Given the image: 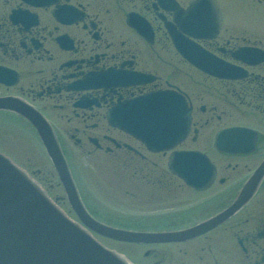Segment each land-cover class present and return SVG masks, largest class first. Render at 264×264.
Here are the masks:
<instances>
[{"label":"flooded vegetation","instance_id":"af4514ba","mask_svg":"<svg viewBox=\"0 0 264 264\" xmlns=\"http://www.w3.org/2000/svg\"><path fill=\"white\" fill-rule=\"evenodd\" d=\"M190 1L0 0V117L22 120L38 138L28 120L14 110L39 112L64 155L63 143L70 140L76 146L103 147L110 154L114 148L120 164L125 154L146 161L148 168L133 167L132 174L141 171L136 176L140 184L160 190L162 197L182 207L176 211L178 222L154 230L192 228L234 208L191 237L145 242L154 256L161 250L164 264H264V170L254 179L264 162V28L257 33L261 38L234 37L232 25L223 23L230 3L217 0L219 31L197 42L246 75L223 78L204 73L176 50L166 27L175 9H186ZM241 46L257 47L259 61L235 59L232 52ZM154 92H166L165 97L159 101ZM144 95L146 101L137 102ZM173 96L182 97L191 109L190 130L175 149L200 151L214 166L211 181L202 189L170 172V151H151L120 127H166L170 118H179V111L173 110V117L169 111L170 105L178 109ZM239 107H245L247 118L231 119ZM229 127L245 129L220 138L224 150H219L217 133ZM152 157L164 159V166L162 162L153 168L157 162ZM192 166L194 179L204 180L197 169L200 163Z\"/></svg>","mask_w":264,"mask_h":264},{"label":"water","instance_id":"95a60500","mask_svg":"<svg viewBox=\"0 0 264 264\" xmlns=\"http://www.w3.org/2000/svg\"><path fill=\"white\" fill-rule=\"evenodd\" d=\"M209 6L211 13L198 14L196 6ZM178 24L183 31L194 37H208L218 31L220 14L214 0H194L189 8L181 13ZM174 40H180L176 31H171ZM175 46L201 70L219 76H229L236 73V69L208 54L196 46V51H185L180 41H174ZM238 54V55H237ZM233 55L241 59H250L255 63V54L248 48H239ZM234 68V69H233ZM32 116V115H31ZM30 117V116H29ZM39 118V116H34ZM189 109H180V124L170 125L168 133L163 135L146 127H124L137 134L147 144L173 147L189 128ZM35 127L47 151L52 164L56 168L63 184L65 194L80 220L90 229L106 236L124 239L146 241H170L191 237L214 225L232 213L234 208H228L209 221L193 228L174 232L165 236L163 233L137 235L130 231H117L106 227L88 216L76 196V190L68 175L67 168L59 147L50 133L49 127L43 120L35 121ZM38 122V123H37ZM37 125V126H36ZM239 128L221 131L218 136L230 133ZM218 145V140L216 141ZM201 158L208 166L202 155L197 152H173L169 157L168 166L176 174L183 176L184 169L177 166L179 159ZM187 168V166H185ZM264 170V162L257 173ZM256 173V174H257ZM186 179V178H185ZM191 183L190 181H187ZM206 225L201 229L203 225ZM200 226V227H199ZM199 227V228H198ZM198 228V229H197ZM183 236V237H182ZM167 237V238H165ZM150 238L151 240H148ZM164 238V239H163ZM0 264H131L125 257L114 250L100 245L92 236L75 222L65 216L47 198L40 186L33 181L25 171L18 168L11 160L0 154Z\"/></svg>","mask_w":264,"mask_h":264},{"label":"rangeland","instance_id":"374dc122","mask_svg":"<svg viewBox=\"0 0 264 264\" xmlns=\"http://www.w3.org/2000/svg\"><path fill=\"white\" fill-rule=\"evenodd\" d=\"M227 1H229L230 7L224 12L223 23L224 26L232 25L231 32L234 37L245 35V37L253 39L248 36L252 34L255 38H261L257 33L261 35L263 30L261 28H264V11H262L264 4L258 3L256 0ZM250 6L251 8H249ZM223 29L222 32H224ZM244 108L239 107L236 109L237 111L234 110L231 119L239 121L246 119ZM207 129L208 127L204 128V131ZM107 144L102 143V145ZM63 148L66 151L74 181L83 203L102 222L139 227L137 225L138 220L146 218V229H154L164 223L178 222L177 214L179 213L176 211L182 210V207L175 206L171 200L162 197L160 190L156 191L150 188L147 183L140 184L136 176H139L141 171L135 175L132 174L133 167L148 168V163L144 165L146 161L125 154L126 158L120 164L115 155L112 154L117 151L114 148L110 154L103 147L95 149L89 143L76 146L70 140L63 143ZM0 151L10 156L30 176L32 174L34 176L32 177L38 184H41L51 198L58 197L61 199L57 200L58 204L68 212L70 217H74V213L65 200V191L56 176L52 163L29 126L14 116L8 114L1 116ZM152 161L157 162L153 168L155 166L159 168L164 159L152 157ZM123 166L125 167L123 168ZM142 172H147V170L143 169ZM125 189L127 190L125 191ZM186 215L190 214L186 213ZM96 237L107 247L126 254L136 264H164L161 250L154 251L157 253V256H154L152 251L148 250L150 245H135L102 236ZM146 251L149 252L147 255L145 254ZM173 254L175 255V251ZM150 256L152 258H149Z\"/></svg>","mask_w":264,"mask_h":264},{"label":"bare ground","instance_id":"6f19581e","mask_svg":"<svg viewBox=\"0 0 264 264\" xmlns=\"http://www.w3.org/2000/svg\"><path fill=\"white\" fill-rule=\"evenodd\" d=\"M27 120H28V122H29V124L30 125H32L33 127H35V122H33V120H35V121H40V120H43V119H45L44 117H39V118H37V117H34V116H30V117H27L26 118ZM22 121V120H21ZM24 124H26L25 122H23ZM38 123V122H37ZM49 124V123H48ZM27 125V124H26ZM28 126V125H27ZM37 126V125H36ZM49 127V126H48ZM50 133L51 134H53V132L52 131H50ZM39 140V142L41 143V145H42V147H43V149H44V151H45V154L47 155V151H46V149L44 148V146H43V144H42V141H41V139H38ZM60 153H61V155L63 156V159H64V162H65V165H66V168H67V172H68V175L70 176V178H71V181H72V184H73V186H74V188H75V190H76V196L78 197V199H79V201H80V203H81V206H82V208L85 210V212L88 214V216L90 217V218H92L93 220H95V221H97V222H99L100 224H102V225H104V226H106V227H109V228H113V229H118L117 231H120V230H125V231H130V232H132V233H134V234H137V235H143L144 233H149V234H159V233H163L165 236H167V235H171L172 233H174V232H180V231H182V230H176V231H174V230H169V229H163V230H159V229H146V226H145V224H146V222H147V219L145 220L144 218H140L139 220H138V222L139 223H137V225L139 226V227H132V226H130V225H116V224H112V223H104V222H102L101 220H99V218H97L95 215H93L87 208H86V206H85V204L83 203V199L81 198V195H80V192H79V190H77V184H75V181H74V177H73V173H72V169H71V167H70V163H69V161H68V157H67V155L65 154L64 155V153H62L61 151H60ZM7 156V155H6ZM7 157H9L10 158V156H7ZM47 157L49 158V156L47 155ZM67 157V158H66ZM49 160H50V158H49ZM51 161V160H50ZM52 163V162H51ZM52 166H53V169H54V171H55V173H56V176H57V178H58V180H59V182H60V184L63 186V184H62V182H61V180H60V177H59V175H58V172H57V170H56V168L54 167V165L52 164ZM64 189V188H63ZM57 200H59V198L58 197H55ZM65 200H66V202L68 203V205H69V207L71 208V210H72V212L74 213V217L72 218V217H70V215L68 214V212H66L65 210H63L62 209V207L58 204V202L57 203H53L58 209H59V211L61 212V213H63L65 216H68L69 218H71V220L73 221V222H75L76 224H78V226H80L81 228H83L84 230H86L91 236H92V238L94 239V240H96L100 245H102L103 247H105V248H107V249H111V250H116V249H114V248H109V247H107L106 245H104L100 240H98V238L96 237V236H102V237H105V238H108V239H112V240H115V241H119V242H125V243H131V244H135V245H137V244H145L144 243V241H142V240H140V238H137L136 240H124V239H116V238H112V237H109V236H106V235H104V234H102V233H100V232H96V231H94V230H92V229H90L89 227H87L81 220H80V218L78 217V215L76 214V211H75V209H73L72 208V206H71V203H70V198H69V196L66 194L65 195ZM183 237V236H182ZM165 238H167V237H165ZM164 239V238H163ZM148 240H151L150 238H148ZM152 241V240H151ZM154 242H158V241H155V240H153ZM171 241V240H170ZM175 241H177V240H175ZM146 242H148V241H146ZM119 254H121L123 257H125L126 259L128 258V256L126 255V254H124V253H119ZM149 258H152L151 256L149 257ZM156 261V260H155Z\"/></svg>","mask_w":264,"mask_h":264}]
</instances>
